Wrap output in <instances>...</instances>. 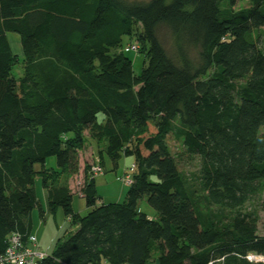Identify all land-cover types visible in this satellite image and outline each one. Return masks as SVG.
Masks as SVG:
<instances>
[{"label":"trees","instance_id":"1","mask_svg":"<svg viewBox=\"0 0 264 264\" xmlns=\"http://www.w3.org/2000/svg\"><path fill=\"white\" fill-rule=\"evenodd\" d=\"M237 1L0 0V253L10 234H32L37 174L49 208L75 226L41 264H146L153 254L158 264H264L248 259L264 258V236L243 210L255 202L264 212V0L235 10ZM7 33L19 35L21 57ZM123 36L148 48L140 75ZM86 130L100 154L132 156L134 169L125 202L98 204L100 158V174L85 167L81 219L66 178ZM170 134L200 158L205 200L231 211L228 222L196 205ZM50 157L56 169L44 168ZM143 198L155 218L138 209Z\"/></svg>","mask_w":264,"mask_h":264},{"label":"rangeland","instance_id":"2","mask_svg":"<svg viewBox=\"0 0 264 264\" xmlns=\"http://www.w3.org/2000/svg\"><path fill=\"white\" fill-rule=\"evenodd\" d=\"M126 1L147 2L149 0ZM247 7H249V0H238L234 9L241 10ZM139 30V25H136L134 27V34L137 35ZM160 38L166 50L171 52L173 49L168 31H161ZM129 43V37L123 36L122 44L125 45ZM11 46L14 52L15 47L12 44ZM147 51L148 48L146 47L145 52L138 53L131 51L127 53L126 56L132 62L135 75H140L143 68L147 66ZM194 53L195 52L191 50L190 56L192 57ZM22 72L21 62H18L12 69L11 74L15 79H18L22 76ZM100 119L101 115L98 116V121H100ZM260 132L264 134V129L260 130ZM83 136L85 137L84 146L76 154L77 172L74 175L69 174L66 178V186H68L72 193L71 208L73 214L81 219L86 217L89 212L85 200L80 194L86 176L85 167H92L94 164H99L100 158L103 173L94 177V185L97 196L99 197L97 203L122 204L125 202V195L128 190V185H126L122 179L125 175L129 174L127 173L128 169L131 164L134 163V158L132 156H121L116 162L112 161L105 152H102L101 154L99 153V150L103 148L104 143L102 141L93 137L87 130L83 132ZM166 142L175 159L179 173L185 180L196 205L202 213L208 215L212 220L220 221L221 223L228 222L231 219V211L211 206L205 200V194L201 189L200 183V158L198 156L189 155L183 146L182 140L176 139L171 134L167 136ZM44 168L50 170L51 168L56 169L55 158H48L45 162ZM37 169L38 167L36 166V170ZM33 188L36 196V205L30 214L31 233L37 238L38 249L46 253V256L49 257L51 256L57 241L64 239L69 232H73L75 226L69 221L61 208H49L47 192L42 186L41 177L37 174L35 175ZM262 197L264 198V192ZM138 209L153 218L157 215L155 210L146 202V198H143L138 202ZM243 210L254 211L257 213V234L259 236H264V230L262 227L264 223V212L257 209V204L255 202L246 204ZM155 257L156 255L153 254V257L148 264H158Z\"/></svg>","mask_w":264,"mask_h":264},{"label":"built area","instance_id":"3","mask_svg":"<svg viewBox=\"0 0 264 264\" xmlns=\"http://www.w3.org/2000/svg\"><path fill=\"white\" fill-rule=\"evenodd\" d=\"M123 51L125 53L131 51L137 52L138 44H128L124 47ZM133 169L134 166L131 165L129 172H132ZM101 171V167L98 164L90 167V172L95 175L100 174ZM122 181L126 185L131 184L130 175H126ZM45 258L46 254L38 249L35 235L30 234L24 237L13 233L6 238V248L3 253H0V264H41ZM248 259L254 262L264 261V258L255 255H249Z\"/></svg>","mask_w":264,"mask_h":264},{"label":"crops","instance_id":"4","mask_svg":"<svg viewBox=\"0 0 264 264\" xmlns=\"http://www.w3.org/2000/svg\"><path fill=\"white\" fill-rule=\"evenodd\" d=\"M6 38H7V41H8V43H9V46H10V49H11V51H12V53L14 54V55H17V56H19V57H21V46H20V37H19V35H17V34H15V33H7L6 34ZM11 44L12 45H14V47H15V50H14V52H13V50H12V46H11ZM148 216V215H147ZM148 218L149 219H152L153 217H151V216H148ZM38 248H39V246H38ZM41 251V250H40ZM43 252V251H42ZM46 254V253H45ZM155 259H156V257H155ZM149 262V261H148ZM148 262L146 263V264H148Z\"/></svg>","mask_w":264,"mask_h":264}]
</instances>
